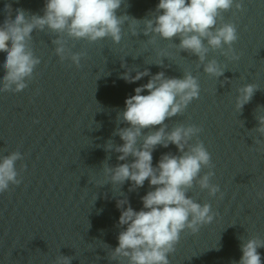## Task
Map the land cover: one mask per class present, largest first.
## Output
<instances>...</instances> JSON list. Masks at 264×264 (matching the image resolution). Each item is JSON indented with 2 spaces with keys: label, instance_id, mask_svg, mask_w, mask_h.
<instances>
[{
  "label": "water",
  "instance_id": "95a60500",
  "mask_svg": "<svg viewBox=\"0 0 264 264\" xmlns=\"http://www.w3.org/2000/svg\"><path fill=\"white\" fill-rule=\"evenodd\" d=\"M241 2L243 10L222 14L223 22L236 26L233 48L239 59L220 50L207 54L205 63L216 59L224 69L219 78L181 50L179 38L144 35V19L157 14L159 0H123L117 15L129 17L119 44L111 38L74 40L47 28L33 32L31 47L41 61L33 78L21 92H0V158L15 151L22 155L15 165L21 183L0 193V264H56L59 256L71 257V264H127L111 258L126 228L119 225L117 201L127 198L139 211L142 197L154 189L146 180L129 191L131 181L111 183L104 167L132 162L131 156L119 161L114 150L123 144L116 130L128 127L119 113L134 89L159 72L175 78L190 72L198 79L199 98L167 119L166 131L180 124L202 129L189 144L203 142L214 167L203 168L200 176L213 171L210 182L220 187L214 197L195 183L188 191L194 201L209 203L215 216L197 233H181L169 264H233L242 256V240H264V198L257 195L264 192V136L254 131L256 116L264 115V0ZM5 5L11 6L12 19L18 8L42 16L45 0H0V25L9 15ZM57 38L71 52L85 53L79 68L55 54ZM5 59L0 52V81ZM144 70L149 75L135 83L121 79L126 71L134 76ZM249 83L258 90L239 111L238 89ZM166 153L180 154L173 144L157 146L154 167ZM258 252L264 264V248Z\"/></svg>",
  "mask_w": 264,
  "mask_h": 264
},
{
  "label": "clouds",
  "instance_id": "9594fccd",
  "mask_svg": "<svg viewBox=\"0 0 264 264\" xmlns=\"http://www.w3.org/2000/svg\"><path fill=\"white\" fill-rule=\"evenodd\" d=\"M123 0H45L43 15L30 14L22 8L16 9L15 19L11 17V6L5 5L9 15L0 25V52L6 53L3 64L5 75L2 78L0 92H21L28 87L40 59L34 55L31 47L32 34L45 28L58 34H66L74 40L84 39L96 42L104 38L119 44L122 39V25L128 15H117ZM235 7L241 11V0H159L151 19H144V35L156 34L165 40L179 38L178 47L198 57L203 64V71L216 78L224 74V69L216 59L207 60L209 51L220 50L221 54L232 60H238L233 44L238 39L237 29L233 23L223 22V13ZM133 21H138L133 19ZM220 21L219 26H217ZM133 29V35H135ZM57 45L55 54L61 61L70 59L80 67L85 53H73L66 49L65 42L59 38L53 41ZM225 46H227L225 48ZM149 72L126 71L121 79L135 83ZM258 88L246 84L238 89L236 108L242 110L253 98ZM147 91L148 94L141 93ZM135 95L125 100V108L119 113L120 121L128 127L118 128L122 145L114 150L120 155V163L115 167L105 166L110 174L111 183L124 184L131 181L129 191L143 187L145 181L150 188L142 197V209L134 210L127 198L117 201L121 209L119 225L126 226L118 235V246L112 250L111 258L127 264H169V255L175 251L181 233L190 230L195 234L200 227L213 221L215 213L209 203L194 201L188 191L198 184L207 190L210 196L220 192L219 185L210 182L214 175L208 171L200 176L203 168L212 169L211 154L202 141L189 144L202 129L196 125H177L166 131L165 121L183 113L187 106L200 95L198 79L190 72L183 78L166 77L163 72L152 76L146 84L134 89ZM258 127L254 129L264 136V115L256 116ZM158 127V130L151 129ZM150 130L144 134V130ZM140 137L142 143L138 144ZM107 144V143H106ZM173 144L179 155L166 153L158 164L153 166V150L157 146L167 148ZM112 149L111 144H107ZM22 159L19 151L0 158V193L9 189V185H18L19 173L16 162ZM222 195V194H221ZM257 195L264 198V192ZM264 248V240L252 237L242 240V256L233 264H262L258 249ZM71 257L59 256L56 264H71Z\"/></svg>",
  "mask_w": 264,
  "mask_h": 264
}]
</instances>
